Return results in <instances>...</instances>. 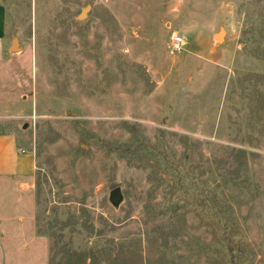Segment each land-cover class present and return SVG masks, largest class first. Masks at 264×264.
Returning <instances> with one entry per match:
<instances>
[{"label":"rangeland","instance_id":"rangeland-1","mask_svg":"<svg viewBox=\"0 0 264 264\" xmlns=\"http://www.w3.org/2000/svg\"><path fill=\"white\" fill-rule=\"evenodd\" d=\"M1 1L36 172L0 264H264V0Z\"/></svg>","mask_w":264,"mask_h":264},{"label":"crops","instance_id":"crops-1","mask_svg":"<svg viewBox=\"0 0 264 264\" xmlns=\"http://www.w3.org/2000/svg\"><path fill=\"white\" fill-rule=\"evenodd\" d=\"M8 40V12L0 0V56L10 54L15 48L14 45L9 46ZM2 113L6 111L0 104V234L3 235L7 232L4 218L17 209L22 210L25 205L28 207L23 197L31 195L36 159L32 152L22 147L21 132L8 121L10 115ZM2 240L4 244H17L16 239L10 238L8 242L7 236Z\"/></svg>","mask_w":264,"mask_h":264},{"label":"water","instance_id":"water-1","mask_svg":"<svg viewBox=\"0 0 264 264\" xmlns=\"http://www.w3.org/2000/svg\"><path fill=\"white\" fill-rule=\"evenodd\" d=\"M84 18H86V9L82 11V13L80 14V16L78 17L79 20H83ZM216 39L219 41L223 40V32H220L219 34H217ZM15 47V45H14ZM16 48H14L12 50V52H16ZM110 200L114 205H118L121 201H122V192L120 188H116L114 190L111 191V195H110Z\"/></svg>","mask_w":264,"mask_h":264},{"label":"built area","instance_id":"built-area-1","mask_svg":"<svg viewBox=\"0 0 264 264\" xmlns=\"http://www.w3.org/2000/svg\"><path fill=\"white\" fill-rule=\"evenodd\" d=\"M182 43H183V39L181 37H176L173 42L174 49L176 50L180 49Z\"/></svg>","mask_w":264,"mask_h":264}]
</instances>
